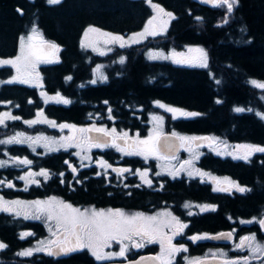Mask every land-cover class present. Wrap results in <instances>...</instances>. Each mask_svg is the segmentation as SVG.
<instances>
[{
    "label": "trees",
    "instance_id": "1",
    "mask_svg": "<svg viewBox=\"0 0 264 264\" xmlns=\"http://www.w3.org/2000/svg\"><path fill=\"white\" fill-rule=\"evenodd\" d=\"M152 3L174 15L166 33L125 47L112 45L111 51L108 48L101 55L81 46L83 29L96 26L119 34L140 30L151 13L145 0H59L56 4L47 0H0V60L14 56L20 37L31 32L35 25L44 41L59 46V51L52 55L39 37L33 40L34 50L48 53L47 58L52 61L36 63L39 78L47 94L59 92L71 101L46 103L44 110L50 120L82 124L90 115L97 114L102 122L108 123L111 119L105 112L111 108L114 125L146 126V116L135 117L130 113L154 111L153 101L158 100L199 113L192 118L173 119L162 112L167 130L186 135L205 134L225 144L251 143L264 147V119L257 115L264 113L263 92L250 83L251 79L264 81V0H238L233 12L227 14V22L226 7L202 6L193 0H152ZM190 45L205 49L206 67L152 60L145 53L148 48L179 50ZM97 63L102 65L106 80L88 83ZM12 73L11 65L0 66V81ZM8 99L13 105L18 104L17 111L24 116L41 104L32 87L0 83V109L1 102ZM236 108L244 111L237 112ZM16 127L25 129L22 122L12 121L0 129V140ZM49 127L48 137L59 142L58 132ZM69 136L71 132L65 131V137ZM21 151L24 147L0 144L2 158L6 153L15 155ZM45 158L50 161V168L52 163L57 168L62 154L54 150ZM207 161L214 166L229 162L212 153L203 156L200 164ZM235 165L233 175L249 190L244 195L234 194L232 199L209 192L207 200H216L220 207H232L235 202V209L253 208L257 218L264 216V152H256L249 163H231ZM2 193L7 197L14 195L10 188ZM23 227L24 222L0 215V237L16 238ZM88 259L86 253H75L65 259V264L72 261L86 264L84 260Z\"/></svg>",
    "mask_w": 264,
    "mask_h": 264
},
{
    "label": "flooded vegetation",
    "instance_id": "2",
    "mask_svg": "<svg viewBox=\"0 0 264 264\" xmlns=\"http://www.w3.org/2000/svg\"><path fill=\"white\" fill-rule=\"evenodd\" d=\"M88 83H90V79L88 80ZM37 84L40 86H36ZM22 85L32 87L35 97L40 99L41 104L38 105L31 114L24 116L23 113L17 111V108L19 107L18 104L13 105L12 101L9 99L2 101V108L5 105V107L11 111V114H14L15 117H19L20 119H18V121L25 125V129H21L19 127L14 128L7 137L18 132H22L27 137H41L42 139L40 144H35L37 145L35 148L26 142L23 144H6L24 147V151H21L19 154L15 155H9L6 153V157H0V160H8L11 157H19L21 159L27 158L33 163L31 165L19 166L9 163L5 167H0V180L4 181V184L0 185V197H3L5 201H46L49 197H56L59 201L70 203L73 207L79 208L81 210L85 208H95L96 210L121 209L129 214L136 212L144 213L145 216H156L158 213L165 212L171 213L172 216L178 217L182 223L188 225V227L184 229L183 235L173 237L172 239V243L174 245H184L187 251L176 253L174 258L171 260V264H223L225 257L219 255L220 250L227 253L228 259H236L241 256L250 255L247 248H245L243 251L235 248V244L240 242V237L255 233L257 240L264 242V235H262L259 231L258 222H253L250 224L241 223V221L251 220L253 217L257 218V216L254 214L253 208L248 209L245 207L244 209H241L240 207H236L235 209V202H233L232 207H220L216 200H207L209 192L225 195L230 199L234 198V194L244 195L246 191L240 192L237 191L235 187H231L230 182L234 181L239 186L249 190V186H247L245 183H240L233 175L236 165L231 166V163H249L252 155H254L255 152L249 156L247 160H245L243 158L230 156L229 154H226L227 151H225L226 153L223 151L222 154L219 152H213V148L217 146L224 149V145H227L225 143H219L218 141L213 142L209 140L192 141L190 146L191 148H196L197 152L194 155H190L192 157L191 166L187 165L178 172L176 168L174 172L164 174L160 169L161 163H163L161 159H166L169 160V162H174L176 164V160H178L179 163H183L187 159L186 149L189 147L188 143L182 142L180 140L177 153L173 155H165L159 151L158 157L149 156L147 160H145V158L140 155H122L115 148H91L88 149L87 152L83 151V147H86V145H82L81 148H77L75 146L64 148L61 147L60 144L61 138L65 137V131H70L71 136L69 137H74L75 140L73 143H77L89 136H100L102 133H97L95 131L81 133L76 129L103 127L105 129L111 130L115 128L117 133L127 132L128 137L130 138L129 143H131V141L136 139L137 136H139V139L148 137L152 128L148 126L147 121H145L146 126H117L113 124V119H111L110 122L105 123L102 122L100 117L98 118L97 114L90 115L88 120L82 124L70 123L71 125H75V129L61 127L56 128L44 122H39L30 126L25 124L24 121H43L45 118H49L47 112L44 110V106L46 105V96L41 95V93H45L46 95L48 94L41 79L35 80L34 84ZM30 101L32 102L33 100L30 98L29 102ZM155 101H153L154 108L156 107L154 105ZM159 102L164 105H169L163 101ZM41 110H43V114L38 116L37 113L41 112ZM152 112L154 111L145 113H137L136 111H132L130 115L135 117H141L144 115L146 118H148L149 114ZM191 112L197 113L195 111ZM105 113L109 115V110H107ZM111 116L113 117L112 113ZM12 121L15 122L17 120L5 121V125L0 126V129L5 128ZM91 124H95L96 126H91ZM49 126H51V129H54L58 132L59 142H54L48 137L47 128H50ZM166 131H171V129L167 130L164 125V129L160 132L163 133ZM194 137L210 136L203 134L196 135ZM45 138H49V141L55 144L52 149L58 150L62 154V158L57 164V168H54V163H52V168H50V161L45 158L48 152H50L42 145L43 140L47 141ZM120 143L123 142L120 141ZM182 143H184L185 146L181 147ZM247 144L253 145L251 143ZM78 151L81 153V155H90L92 159L82 161L80 156L75 155V153ZM208 153L219 156L221 159H228L229 162H227L228 164L226 165L214 166L209 161H207L201 165V158L205 155H208ZM194 156L196 158H193ZM101 159L107 161L112 165L113 168H129L132 170V172H135L136 169H148L147 178L152 181L151 186L143 184L141 182L140 176L133 175L131 172L123 173L121 176H118L116 172L112 171V168H108L106 170L101 168L96 163V161ZM65 161H68V164H66ZM82 163L88 165V167H80ZM69 164L77 169L75 174H73ZM42 168L47 169L50 173L47 180H45L43 176H36L34 178L38 180L39 183L28 184L26 186L23 184L22 180L18 179V177H20L21 173L23 172L26 173L31 171L36 173ZM196 169L200 170L202 173H208L210 175H197L194 171ZM105 171L107 172V175H104ZM189 171H193V176L190 177L188 175ZM97 172H100L101 174L97 175ZM60 173H63L64 175L61 176ZM156 173H160V175L157 176ZM224 178L228 179L225 180ZM62 180L64 181L63 183L61 182ZM8 181H11L14 186L11 188L7 187L6 185ZM125 185H127V187H125ZM137 185L140 186L137 187ZM26 187L27 190H25ZM6 188H10L14 195L11 197L5 196L4 193H2V190ZM213 188H230V191H213ZM186 202L190 204L189 208L184 207ZM237 202L239 203L238 200L236 203ZM203 204L215 205V211L200 212V209L196 207V205ZM227 204H232V201L229 200ZM189 212L193 214L189 215ZM1 214L8 216L10 219H16L24 222V227L19 229L16 238L7 239L0 237V242L7 245L6 248L0 249V264H65V259L75 253H86L89 258L88 261L84 260L85 262H88L86 264H118L134 260L144 254H154L155 256H159L161 254L160 239H157L152 243L145 242V246L142 248H131L129 245L130 250L125 253L124 257L116 256L112 257L108 261H97L87 248L70 252L66 255L62 254L58 256H50L45 252H34L31 256H19L17 253L25 249L36 248V245L39 241H44L46 245L48 241L59 239V235H52L53 232H57L56 221H49L46 215H41L40 219H24L22 215L17 217L14 215V213L0 211V215ZM158 219L161 222H171L170 217L160 216ZM171 224V227L167 226V224L162 227L163 234L171 235L175 227L174 222H171ZM233 229H235V233L230 240L206 239L193 242L188 239V237L193 235L208 233L209 235L214 236L217 233L229 232ZM23 232H31L33 235L21 239L20 234ZM135 239L139 241L140 238L135 237ZM125 243L128 242L125 241ZM110 245V247L104 248L105 252H119L120 244L117 241H111ZM213 253H217V255L214 257ZM185 259L189 262H185ZM262 262H264V257H262L261 260H249V264H262ZM81 263L80 261H72V264Z\"/></svg>",
    "mask_w": 264,
    "mask_h": 264
},
{
    "label": "snow or ice",
    "instance_id": "3",
    "mask_svg": "<svg viewBox=\"0 0 264 264\" xmlns=\"http://www.w3.org/2000/svg\"><path fill=\"white\" fill-rule=\"evenodd\" d=\"M49 4L59 3V0H47ZM204 3H210L213 7H226V16L225 22H227V14L233 12L234 6L238 4V0H202ZM148 3L151 5L154 11H157L159 15L166 16L169 19H174V16L171 12H166L159 4L152 3V0H148ZM19 11V9H18ZM156 17L153 16L148 23L145 25V29L139 33H133L132 36L128 37L127 40L123 36L113 35L111 33L101 32L98 28L90 27L85 31V36L88 35L89 32H96L100 35L107 37L105 39V44L111 43H119L120 47H125L126 44H137L146 36H156L158 34H162L164 29L160 30L158 33L156 30H150L149 25L152 24L153 20ZM200 17H197V20H200ZM165 27L167 21L164 22ZM36 37H39L42 41L43 45L46 46L47 49L52 50V55L55 52L59 51V46L53 42H48L43 40V36L39 33L38 28L33 25L30 34L27 36L28 41H33ZM21 47L20 54L16 56L14 59H6L0 60V66L3 65H11L12 67L17 69V72L20 73L21 68L25 69V76L28 78H22L21 75L13 76L8 81H0V83H22L29 84L32 83L31 80V72H28V69H31L32 72L35 70V65L38 62H52L47 58L48 53L41 54L34 50V47L29 44L28 48H25V37H20ZM82 47H89L90 45L86 44L82 39L81 41ZM95 50V49H94ZM111 51V48L108 49ZM190 52L199 53V57L193 58L194 61H198L200 66H207V56L203 49L195 48L189 49ZM101 55L104 53L101 52ZM162 56L161 53H149L150 59H155L157 57ZM35 57V59H34ZM167 58V57H163ZM124 58L121 57V62H123ZM99 65L97 69H94L96 72L99 69ZM101 80L106 79L103 74L99 77ZM35 79L39 80V73L35 74ZM66 79H71V77H66ZM97 81L93 79L91 83H96ZM250 83L258 88L264 89V82L259 81H250ZM36 86H40L37 84ZM41 95L46 96L45 103L49 101H54L57 103L69 104L71 101L63 97L59 92L56 93L55 96H47L45 93H41ZM10 103V102H8ZM31 103V101H30ZM160 108H164L166 111L173 114V119H177L179 117H193L199 115V113L194 112H186L182 109L173 108L170 106H166L159 101H155ZM107 104V101H105ZM235 111L241 112L244 111L242 108H236ZM251 111V109H249ZM111 108H109V119H112L111 116ZM43 114V110L37 113L38 116ZM262 119H264V113H257ZM19 117L12 116L10 113H0V126L5 125L6 120H18ZM152 119L157 122L156 129L149 132L148 137L144 139H139L137 136L136 139L132 140L129 143V137L127 132L117 133L116 129L113 128L111 130L105 129L103 127H93V128H81L76 129L77 131L84 132H92L95 131L97 133H102L100 136H89L80 142L73 143L75 140L74 137H62L61 138V147L68 148L75 146L77 148H81L82 145H86L83 147V151L87 152L88 149L91 148H115L122 155H140L147 160L149 156H157L160 151V137L162 133L160 132V125L163 123L162 116H153ZM39 122L49 123L52 126H56L54 121H49L46 118L43 121L39 120H31L24 121L25 124L33 125ZM61 128H73L75 129V125H60ZM172 136L181 140L182 142H186L189 144L187 150L192 151L191 142L198 140H209L216 141L218 138L216 137H185L179 136L177 133L173 132ZM110 138V139H109ZM41 139V137H26L24 133L18 132L14 136H9L7 139L0 140V144H23L27 141H37ZM46 139V138H45ZM167 141V137L164 138ZM122 141L123 143H120ZM185 146L184 143L181 144V147ZM47 147V145H45ZM236 148L245 149V155L241 158L247 160L249 156L252 155L253 152H264V147H260L257 145H237ZM34 150V149H33ZM49 151H53L55 149L48 148ZM222 154V153H221ZM230 154V153H229ZM75 155L80 156V159L83 160H91L92 157L90 155H81L78 151ZM198 155V154H197ZM193 158H196L195 156ZM9 163L19 165H31L33 162L27 158H19V157H11L8 160H0V167H5ZM68 164V161H65ZM96 163L105 170L108 168H112V171L116 172L118 176H121L123 173L131 172L133 175H139L141 182L143 184H147L151 186L152 181L148 179V169L140 170L136 169L135 172H132L129 168H113L111 164L103 159L96 161ZM185 165H191L192 161L188 160L184 162ZM69 167L72 169L73 174L76 173L77 169L69 164ZM80 167H88L86 164H81ZM183 168V165H182ZM197 175L205 176L210 175L208 173H202L200 170H194ZM100 175V172L96 173ZM193 171H189L188 175L193 176ZM49 171L47 169H40L39 172L33 173L28 171L24 176L18 177V179L23 180L25 185L28 184H38L39 181L34 177L43 176L45 180L49 178ZM63 176V173H60ZM104 175H107V172H104ZM157 176L160 173H156ZM215 179V178H213ZM227 180L228 178H224ZM64 182L63 180L61 181ZM79 182V181H77ZM4 181L0 180V185H3ZM231 187H235L237 191L244 192L248 189L239 186L234 181L230 182ZM7 187H13L11 181L7 182ZM140 185H137L139 187ZM127 187V185H125ZM27 190V187L25 188ZM213 191H230V188H213ZM18 206V207H14ZM185 208H189L190 204L188 202L184 205ZM200 209V212L207 211H215V205L203 204L196 205ZM0 211L14 213L15 216H23L24 219L35 218L40 219L41 215H46L49 221H56L57 232H53L52 235H59V239L48 241L45 245L44 241H39L38 243L42 245L41 247L29 248L25 249L17 255L19 256H31L34 252H45L50 256H58V255H66L70 252H74L77 250H81L87 248L91 254L95 257L97 261H108L112 257L120 256L124 257L125 253L131 248H142L145 246V242L152 243L157 239H160L161 243V254L156 257L145 258L141 257L140 260L132 262V264H141V262L145 259H153L160 260L161 264H171V260L174 258L175 254L181 251H187L184 245H174L172 243L173 237L181 236L184 233V229L188 227L187 224L182 223L178 217L172 216L171 213H158L156 216H145L144 213L136 212V213H126L121 209H100L96 210L95 208H85L83 210L79 208L73 207L70 203H65L63 201H59L56 197H49L46 201H5L3 197H0ZM189 215L193 213L189 212ZM170 217L171 222H174L175 227L172 231L171 235H165L162 233V227L167 224V226L171 227V222H161L158 217ZM258 222L261 226V230L264 231V217H261L257 220L256 217H253L251 220H244L241 223H253ZM51 231V229H50ZM235 233V229L229 232H221L212 236L208 233H202L198 235H193L188 237L189 240L196 242L198 240H206V239H232ZM33 233L31 232H23L20 234L21 239L31 236ZM135 237H139V241L135 239ZM111 241H117L120 244L119 252H105V247H110ZM127 241L128 243H125ZM7 245L0 242V249L6 248ZM235 248L243 251L245 248L249 250L250 255H245L238 257L236 259H228L227 253L222 250L219 251V255L225 257L223 260V264H249V260H261L264 257V242H260L257 240L256 234H250L247 236L240 237V242L235 244ZM217 253H213L215 257ZM264 264V262H262Z\"/></svg>",
    "mask_w": 264,
    "mask_h": 264
},
{
    "label": "rangeland",
    "instance_id": "4",
    "mask_svg": "<svg viewBox=\"0 0 264 264\" xmlns=\"http://www.w3.org/2000/svg\"><path fill=\"white\" fill-rule=\"evenodd\" d=\"M146 1V3L150 6V8H151V13H150V15H149V17H148V19L146 20V22H145V24L143 25V27L140 29V30H137V31H134V32H131V33H127V34H119V33H114V32H110V31H107V30H104V29H101V28H98V27H96V26H87V27H85L84 29H83V31H82V33H81V37H80V44H81V41H82V39L85 41V43L86 44H88V45H90L89 47H84V48H86V49H90L92 52H94V53H101V52H103V51H105V50H107L110 46H112V45H118V46H120V44L119 43H111V44H105L104 43V41H105V39H108L107 37H104V36H102V35H100L99 33H96V32H89L88 33V35L87 36H85V31L87 30V29H89L90 27H92V28H98V29H100L101 30V32H104V33H111V34H113V35H119V36H123L124 38H125V40H127L128 39V37H130V36H132V34L133 33H139V32H142L144 29H145V25L148 23V21L153 17V16H155L156 17V19L155 20H153V22H152V24L151 25H149V28H150V30H156L158 33H160V30L163 28L164 29V31L162 32V34H158V35H156V36H161V35H164L165 33H166V31H167V29H168V27H169V24H170V21L172 20V19H169L168 17H166V16H161V15H159L158 14V12L157 11H154L153 10V8L151 7V5L148 3V0H145ZM166 12H170V11H166ZM172 13V12H171ZM173 14V13H172ZM174 16V15H173ZM165 21H167V24H166V27H165ZM30 34V32H27V33H25L24 35H22V36H24L25 37V41H24V43H25V48L27 49L28 48V46H29V44H31L32 45V42L33 41H28L27 40V36ZM147 37H155V36H146L145 38H147ZM144 38V39H145ZM144 39H142L141 41H143ZM126 45H130V44H126ZM20 47H21V41H20V39H19V44H18V49H17V52H16V54L14 55V56H12L11 58H9V59H14L16 56H18L19 54H20ZM190 48H192V49H195V48H201V49H203L204 50V52L206 53V51H205V49L202 47V46H199V45H190V46H185V47H183L182 49H179V50H177V49H173V48H169V49H161V48H148L147 50H146V57L148 58V59H150L149 58V53H161L162 54V56H160V57H157V58H155V59H152V60H168V61H170V62H172V63H175V64H181V65H186V66H198V67H201L200 66V63L198 62V61H194L193 60V58H195V57H199V53H197V52H190L189 51V49ZM95 49V50H94ZM206 56H207V54H206ZM163 57H167V58H163ZM49 59L51 60V57H49ZM5 60V59H4ZM100 66L99 67V69L96 71V72H94V69H97V66ZM37 66L35 67V70H34V72H32V70L31 69H28L27 71L28 72H31L32 73V75H31V80H32V83H29V84H34V82H35V74L37 73ZM25 69H23V68H21V70H20V73H18L17 72V69L16 68H14L13 67V73H12V75L10 76V77H8V78H6L4 81H8L9 79H11L13 76H17V75H21L22 76V78H28V77H26L25 75ZM101 74H103V76H105L106 77V74H105V72H104V70H103V67H102V65L101 64H99V63H97V64H95L93 67H92V77L90 78V83H91V81L93 80V79H95L97 82L96 83H99V82H104L106 79H104V80H101L99 77H100V75ZM40 79V78H39ZM253 80H255V81H259V82H264V81H262V80H256V79H251L250 81H253ZM22 84V83H21ZM257 89H259L260 91H262L263 92V94H262V98H263V100H264V89H261V88H258V87H256ZM56 95V93H54V94H48L47 96H55ZM45 99H46V97H45ZM51 102H54V101H51ZM57 103V102H56ZM156 107V110H154V112H152V113H150L149 114V116H148V118H147V123H148V126L150 127V128H152V130L151 131H153V130H155L156 129V126H157V122L156 121H154L153 119H152V117L153 116H162V112H165V113H167L168 111H166L164 108H160L156 103L154 104ZM166 106H169V105H166ZM170 107H173V108H178V109H182V110H184V111H186V112H191V111H189V110H186V109H183V108H180V107H176V106H170ZM10 113L11 114V111L7 108V107H5V105L3 106V108L0 110V113ZM169 114H170V116H171V118H173V114L172 113H170V112H168ZM259 113H263V112H259ZM12 116H14V114H11ZM92 119H95V118H92ZM47 120H49V121H53V120H50L49 118H47ZM7 121V120H6ZM11 121V120H10ZM55 122V121H54ZM49 124V123H48ZM64 124H67V125H71L70 123H66V122H61V123H56L55 122V125L56 126H53V127H56V128H60V125H64ZM51 125V124H50ZM52 126V125H51ZM91 126H96L95 124H91ZM164 129V122L162 123V125H160V131L161 130H163ZM170 132H175V133H177L179 136H185V137H194V136H196V135H186V134H181V133H178V132H176V131H173V130H171ZM15 135V134H14ZM14 135H12V136H14ZM26 136V135H25ZM27 137V136H26ZM35 138V137H34ZM6 139H7V137H6ZM42 139V138H41ZM41 139H39V140H37V141H35V142H33V141H31V142H33V143H31L30 141H27L26 143H28L29 145H31L33 148H35V147H37V145H35V144H40V142H41ZM47 139V141H44L43 140V147H45V145H47V147H45L46 149H48V148H53L54 146H55V144L53 143V142H50L49 141V138H46ZM214 142H217V141H214ZM219 143H222V142H219ZM237 145H250V144H247V143H236V144H231V145H229V144H227V145H224V149L222 148V147H220L219 148V146H217V147H214L213 149H214V151L213 152H215V153H222L223 151L225 152V151H227V153L226 154H229L230 156H233V157H236V158H241V157H243L244 155H245V149H243V148H236V146ZM193 149H192V151H189V150H187V152H186V160L185 161H188V160H191L192 159V157L190 156V155H194V154H196V148H194V147H192ZM226 149V150H225ZM229 152V153H228ZM254 153V152H253ZM252 153V154H253ZM256 153V152H255ZM5 157H6V155H4ZM162 160V162L163 163H161V166H160V169H161V172L162 173H172V172H174L175 170H176V168H177V172L179 171V170H181V169H183L184 167H186L187 165H185L184 164V162L183 163H179L178 162V160H176V162H177V164L176 163H174V162H169V160H166V159H161ZM182 165H183V168H182ZM188 166H191V165H188ZM27 173V172H26ZM25 172H23V173H21V176H24L25 174H26ZM20 176V177H21ZM22 182H23V184L25 185V182L22 180ZM24 187V186H23ZM258 220H259V218H257ZM38 246H41L39 243H37V245H36V247H38ZM185 262H189L188 260L186 261V259H185Z\"/></svg>",
    "mask_w": 264,
    "mask_h": 264
},
{
    "label": "water",
    "instance_id": "5",
    "mask_svg": "<svg viewBox=\"0 0 264 264\" xmlns=\"http://www.w3.org/2000/svg\"><path fill=\"white\" fill-rule=\"evenodd\" d=\"M193 1L202 5V6L213 7L210 3H204V2H202V0H193ZM172 133L173 132L166 131V132H163L161 137H160V145H161L160 152L165 154V155H173V154L177 153V151L179 149L180 140L177 139L176 137L172 136ZM165 137H167V141H165V139H164ZM262 217H264V216H262ZM258 227H259L260 233L262 235H264V231L261 230V226L259 223H258ZM141 257L151 258V257H156V256L154 254H144V255L137 257L134 260L126 261L124 263H118V264H132V262L140 260ZM201 263H205V262H201ZM141 264H161V263L159 260L145 259L141 262Z\"/></svg>",
    "mask_w": 264,
    "mask_h": 264
}]
</instances>
